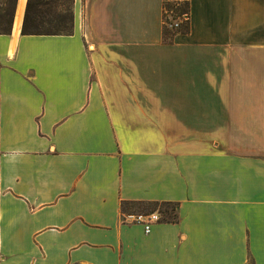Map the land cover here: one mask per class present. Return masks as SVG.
<instances>
[{"label": "crops", "instance_id": "crops-1", "mask_svg": "<svg viewBox=\"0 0 264 264\" xmlns=\"http://www.w3.org/2000/svg\"><path fill=\"white\" fill-rule=\"evenodd\" d=\"M26 4L0 33V264H264V0H74L68 34H23Z\"/></svg>", "mask_w": 264, "mask_h": 264}, {"label": "trees", "instance_id": "trees-1", "mask_svg": "<svg viewBox=\"0 0 264 264\" xmlns=\"http://www.w3.org/2000/svg\"><path fill=\"white\" fill-rule=\"evenodd\" d=\"M17 0H4L5 8H0V33H9L14 20ZM74 0H27L22 33L23 34H68L61 32L73 26ZM173 10L174 18L187 13L190 14L188 2L176 1L164 4V12ZM4 13V14H2ZM71 26V28H72ZM189 30V20L181 23L175 32L186 33ZM72 31V29H71ZM164 33L169 29L164 26Z\"/></svg>", "mask_w": 264, "mask_h": 264}, {"label": "built area", "instance_id": "built-area-1", "mask_svg": "<svg viewBox=\"0 0 264 264\" xmlns=\"http://www.w3.org/2000/svg\"><path fill=\"white\" fill-rule=\"evenodd\" d=\"M175 12L173 10H166L164 12V26L170 29H174L176 27V30L179 28V25L185 21L189 20L190 14H183L182 16H177L174 18ZM168 19L174 20V22L168 21ZM176 19V20H175ZM126 218L130 222L139 223L144 226V230L146 233H150L151 226L154 222H158L161 219L160 214L158 213H139V214H129L126 216Z\"/></svg>", "mask_w": 264, "mask_h": 264}, {"label": "rangeland", "instance_id": "rangeland-1", "mask_svg": "<svg viewBox=\"0 0 264 264\" xmlns=\"http://www.w3.org/2000/svg\"><path fill=\"white\" fill-rule=\"evenodd\" d=\"M3 2H4V0H0V8L2 7V8H5V5L3 4ZM0 12H2V11H0ZM2 14H4V13H2ZM176 20V19H175ZM168 21H170V22H174V20H171V19H168ZM71 26H72V24H71V22L69 23V25H68V29L67 30H63V31H61V32H71ZM169 29V32H175V30H176V27H174V29H170V28H168ZM166 209H168V208H166ZM169 215V217H171L173 214L172 213H169L168 214ZM248 264H252L251 262L250 263H248Z\"/></svg>", "mask_w": 264, "mask_h": 264}, {"label": "bare ground", "instance_id": "bare-ground-1", "mask_svg": "<svg viewBox=\"0 0 264 264\" xmlns=\"http://www.w3.org/2000/svg\"><path fill=\"white\" fill-rule=\"evenodd\" d=\"M23 1L24 0H20V5L22 6V3H23ZM20 13V6H19V10H18V14ZM18 16H17V18H16V23L15 24H17L18 23Z\"/></svg>", "mask_w": 264, "mask_h": 264}, {"label": "water", "instance_id": "water-1", "mask_svg": "<svg viewBox=\"0 0 264 264\" xmlns=\"http://www.w3.org/2000/svg\"><path fill=\"white\" fill-rule=\"evenodd\" d=\"M17 3H18V0H17ZM15 19V18H14ZM13 23H14V20H13Z\"/></svg>", "mask_w": 264, "mask_h": 264}]
</instances>
